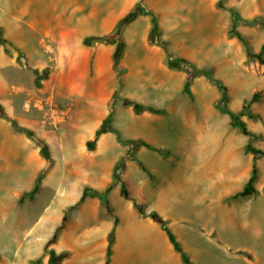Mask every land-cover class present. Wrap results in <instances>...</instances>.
<instances>
[{"label":"rangeland","instance_id":"rangeland-1","mask_svg":"<svg viewBox=\"0 0 264 264\" xmlns=\"http://www.w3.org/2000/svg\"><path fill=\"white\" fill-rule=\"evenodd\" d=\"M137 4L143 8L125 21L117 59L119 42L84 43L111 34ZM233 24L260 52L264 0H0L7 40L0 44V103L10 119L48 143L52 159L33 199L26 193L47 165L40 152L43 164L35 156L16 173L29 190L14 199L12 172L0 171V264H29L27 255L39 254L55 232V251L69 245L77 230L59 227L70 206L72 223L80 215L97 220L90 234L98 243L110 225L101 217L112 218L110 264H186L152 211L175 234L190 264H264V155L246 148L264 150V63L248 60ZM190 68L198 73L186 88ZM114 94L109 129L89 149ZM124 98L163 112L136 113L122 104ZM231 114L250 135L232 124ZM254 164L255 191L233 198ZM85 186L104 196L80 200ZM194 198H200V213L192 208ZM134 202L144 205V214ZM208 204L226 208L232 218L227 230L202 215ZM134 246L140 252L129 254Z\"/></svg>","mask_w":264,"mask_h":264},{"label":"trees","instance_id":"trees-1","mask_svg":"<svg viewBox=\"0 0 264 264\" xmlns=\"http://www.w3.org/2000/svg\"><path fill=\"white\" fill-rule=\"evenodd\" d=\"M138 8H143L141 7L140 4H137L129 13H127L117 24L115 30L111 33V34H107V35H103V36H89L86 37L84 39V43L85 44H89L91 42V40H95V41H103V42H107V43H114V42H119V48H118V53L115 55V59H117V57H119L120 53H121V42H122V38H121V32H122V28L125 24V21L130 20L133 16H135V11ZM235 17H237V14H234ZM154 22V27L157 28L158 27V23H157V19L154 18L153 19ZM231 32H235V26L233 24V27L231 29ZM236 37L241 41V43L243 44V47L246 50V55L248 60H252V59H258V61L260 63H264V58L262 57V50H264V43L261 46V51L258 53H254L251 48L250 45L248 43V40L239 32H235ZM7 40L4 39L1 36V30H0V44L2 43H6ZM47 71L48 69H46L44 71L43 74H41L40 76H38L36 78V85L37 86H41V80L42 78L47 76ZM198 72L192 70L191 68L188 69V75H187V79L185 81V87L187 88L190 83L192 82V80L194 79V77L197 75ZM211 81L213 83H219L215 78H211ZM223 89V87H222ZM258 97L257 94H254L251 98V101H255L256 98ZM115 100H116V94H114L110 99H109V103H108V107H109V113L108 115L105 117V119L102 121L99 129L96 131V136L95 139L93 141H88L87 142V147L89 149H93L94 148V144L96 139L98 138V136H100L102 133H105L108 131L109 129V122L110 119L113 115V109H114V105H115ZM122 104L124 106H131L133 111L136 113H142L145 111L148 112H152V113H162L163 110L161 108H156L154 106L151 105H146L143 104L141 102H138L134 99L131 98H124ZM0 116L1 117H5L8 118L12 125L14 126L15 129H17L18 131H23L25 132V134L32 139L36 145L39 147V152L41 154V156H43L46 160H47V165L45 167L44 170H42V172L37 176L36 178V182H35V186L32 188L31 191H29L28 193H26V195L28 196L29 199H33L35 193L39 190L40 185H41V181L44 177V173L48 172L49 169L52 166V159L50 157V153H49V145L48 143L41 138L40 136H38L32 129L24 127V126H20L18 124V122L14 119H10L9 116L7 115L3 105L0 103ZM231 119H232V124L233 125H241L242 127V132L245 135H250V131L246 128L245 126V122L243 120L240 119V117L238 115H234L231 114ZM137 143V141H136ZM140 144H146L143 141H139ZM247 150L252 152L255 155H264V150L256 148L254 146H252L251 144H248L246 146ZM256 173H257V168L256 165L254 164L252 166V172L251 175L249 177V179L247 180L246 184L243 186V188L238 191L237 193H235L233 195V198H238V197H246L251 195L254 191V181L256 178ZM112 188V185L108 186L107 190H110ZM121 193L123 195L124 198L128 199L129 198V191L128 189L122 185L121 187ZM91 195V196H104L100 191H98L95 188H92L90 186H85L81 195V199L83 200L86 196ZM24 200V195L21 196L19 198V201L22 202ZM105 204L108 206V200L105 199ZM135 207L137 208V210L141 213L144 214L145 213V208L144 205L138 202H134ZM75 206H70L69 209L67 210V212H65V214L62 217V222L59 228H62L67 220L68 217V212L70 210H72ZM150 217L155 221L158 222L160 224L163 225L167 236L170 240V242L172 243L173 247L181 253V256L184 260V262L186 264H190L189 258L187 256V254L185 253V251L182 249L180 242L177 240L175 234L172 232L171 229H169L166 225L165 222L163 220V218L161 217V215L157 212V211H152L150 213ZM117 221V220H116ZM113 238H114V230H112L109 234V245H108V250H107V254H106V261L105 264H110L111 261V254H112V243H113ZM57 240V232H55V234L53 236H51L48 241L45 244V249L44 252L47 253L49 255L48 258V264H63V260L69 255V251H61L59 253H57L54 249H48V246L55 243ZM40 263V258L36 259L35 261L32 262V264H39Z\"/></svg>","mask_w":264,"mask_h":264},{"label":"crops","instance_id":"crops-1","mask_svg":"<svg viewBox=\"0 0 264 264\" xmlns=\"http://www.w3.org/2000/svg\"><path fill=\"white\" fill-rule=\"evenodd\" d=\"M10 121V120H9ZM3 132V133H2ZM21 131H18L14 128L11 121L10 123L5 119V117L0 116V171L3 170L4 172H7L10 170L12 172L13 181L15 185H13V199L16 196L17 192H23L28 191L29 188L27 186H24L22 184L21 179L19 180V177L16 176L19 169H23L24 165H29L32 163L33 158L36 156V160L41 161L40 163L43 164V161L41 160V157L39 156V147L36 145V143L30 139L27 135L24 137ZM11 142V146L7 145V142ZM10 144V143H9ZM20 158V160L17 161V159ZM3 164V165H2ZM34 169V168H33ZM32 169V171H33ZM38 169L37 167L34 169V173ZM34 176V177H33ZM32 178H36L35 174H33ZM28 188V189H27ZM87 197H85L86 199ZM84 199V200H85ZM92 200V199H91ZM92 206L95 205V200H92ZM98 217L99 215L93 214ZM104 218L101 217L102 221H110V225L107 227L106 230V239L104 241L105 247H103V241L102 243H98L94 238L91 237V234L93 229L96 228V224L98 223L97 220H94V217L84 216L80 215L78 216L77 220H75L72 223V215H68L67 220L64 224V228L66 227H73V229L77 230L76 234L71 235L70 238H68L69 245H67L64 249L60 251H56L57 253L61 251H69V255L63 260V264H105L106 261V254L108 250L109 245V232L113 228L114 221L112 218L104 215ZM93 220V221H92ZM84 222L85 225L81 224L80 222ZM89 226H88V225ZM134 224V223H133ZM134 227V226H133ZM117 238H120L122 227L121 225H118L117 227ZM49 239V238H48ZM46 240V242L48 241ZM45 242V244H46ZM53 244V249L55 250V244ZM114 245V243H113ZM112 245V249H113ZM24 248V247H23ZM40 251L39 254L35 256H31V254L27 255V259L30 261L29 264H32L33 261H35L38 258H42V264L48 263V254H44L43 249ZM127 252L129 254L131 253H137L140 252L139 247H129L127 249ZM14 263V262H13ZM111 263V262H110Z\"/></svg>","mask_w":264,"mask_h":264},{"label":"bare ground","instance_id":"bare-ground-1","mask_svg":"<svg viewBox=\"0 0 264 264\" xmlns=\"http://www.w3.org/2000/svg\"><path fill=\"white\" fill-rule=\"evenodd\" d=\"M23 18V17H22ZM19 27V26H18ZM17 28V27H16ZM20 28V27H19ZM14 30H15V28H14ZM134 130H136V129H134ZM140 133V132H139ZM174 179V178H173ZM231 184V183H230ZM172 186V185H171ZM178 187V186H177ZM151 188V187H150ZM147 190V189H146ZM150 190V189H149ZM153 194V193H152ZM155 195V194H154ZM189 195V193H187V196ZM175 196V195H174ZM186 196V195H185ZM207 196V195H206ZM206 196H202L204 199H206L207 197ZM152 199V198H151ZM201 200H202V198H201ZM200 202V198L198 199V201L194 198L193 199V201H192V208L194 209V211H197L198 213H200V210H199V205H198V203ZM210 204H208V205H204L205 207H207V209L206 210H203V212H202V215L204 216V215H207V220L212 224V225H214V226H216V227H219V229H221V231H225V230H227V226H230V223H231V221H232V218L230 217H228L229 216V213H228V211L226 210V208L224 207V206H222L221 204H220V206H218V207H216V208H212V206L210 205ZM209 206V207H208ZM261 211V210H260ZM169 213V212H168ZM254 213V212H253ZM259 213V212H258ZM256 214V213H255ZM260 214V213H259ZM170 215V214H169ZM253 215V214H252ZM257 215V214H256ZM256 215H254V217L256 216ZM262 215V214H261ZM171 216H173V215H171ZM245 216V215H244ZM264 216V215H263ZM259 217V216H258ZM241 218V217H240ZM247 219H248V217H246ZM253 218V217H252ZM256 218V217H255ZM262 218V217H261ZM246 219V220H247ZM21 220H22V218H21ZM20 220V221H21ZM250 220V219H249ZM248 220V221H249ZM241 221H242V219H241ZM240 222V220L238 221V223ZM236 223V222H235ZM251 223V222H250ZM228 224V225H227ZM247 224H248V222H247ZM253 224V223H252ZM256 224V223H255ZM254 225V224H253ZM255 226V225H254ZM18 227V226H17ZM252 227V226H251ZM19 228V227H18ZM236 230V229H235ZM246 230H248V229H246ZM251 230V229H250ZM238 231V230H237ZM241 231V230H240ZM248 232V231H247ZM247 232H243L244 234H246ZM250 232V231H249ZM238 233H239V231H238ZM250 233H252V232H250ZM237 234V233H236ZM236 234H234V236L236 235ZM240 234H242V233H240ZM261 234V233H260ZM252 235V234H251ZM238 236V235H237ZM246 236H247V234H246ZM245 236V237H246ZM249 236V235H248ZM247 236V237H248ZM258 244V243H257ZM258 245H261V243H259Z\"/></svg>","mask_w":264,"mask_h":264}]
</instances>
